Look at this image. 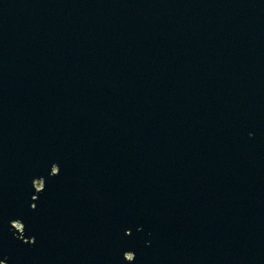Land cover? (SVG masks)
Instances as JSON below:
<instances>
[{
  "label": "water",
  "instance_id": "95a60500",
  "mask_svg": "<svg viewBox=\"0 0 264 264\" xmlns=\"http://www.w3.org/2000/svg\"><path fill=\"white\" fill-rule=\"evenodd\" d=\"M0 264H264V0H0Z\"/></svg>",
  "mask_w": 264,
  "mask_h": 264
},
{
  "label": "rangeland",
  "instance_id": "374dc122",
  "mask_svg": "<svg viewBox=\"0 0 264 264\" xmlns=\"http://www.w3.org/2000/svg\"><path fill=\"white\" fill-rule=\"evenodd\" d=\"M38 185H40V184H38Z\"/></svg>",
  "mask_w": 264,
  "mask_h": 264
}]
</instances>
